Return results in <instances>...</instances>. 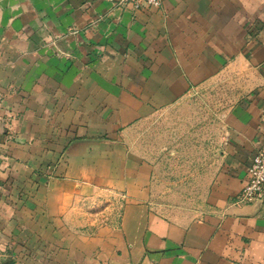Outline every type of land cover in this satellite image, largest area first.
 I'll use <instances>...</instances> for the list:
<instances>
[{"label":"crops","instance_id":"crops-1","mask_svg":"<svg viewBox=\"0 0 264 264\" xmlns=\"http://www.w3.org/2000/svg\"><path fill=\"white\" fill-rule=\"evenodd\" d=\"M160 1L0 0V264H264V0Z\"/></svg>","mask_w":264,"mask_h":264},{"label":"built area","instance_id":"built-area-1","mask_svg":"<svg viewBox=\"0 0 264 264\" xmlns=\"http://www.w3.org/2000/svg\"><path fill=\"white\" fill-rule=\"evenodd\" d=\"M135 9L142 7L159 8L160 0H121ZM264 199V151H259L248 169V179L240 193V204H253Z\"/></svg>","mask_w":264,"mask_h":264},{"label":"rangeland","instance_id":"rangeland-1","mask_svg":"<svg viewBox=\"0 0 264 264\" xmlns=\"http://www.w3.org/2000/svg\"><path fill=\"white\" fill-rule=\"evenodd\" d=\"M140 134H141V137L139 139V141L136 143V146L141 149L142 151L145 152L146 156L148 157V159L150 160V162H152L156 168V120L153 122H150L148 125L144 126L141 128V131H140ZM166 145H168L166 143ZM168 151L167 152H163L162 154H165L167 155ZM174 161H178V162H183L184 159H171ZM165 161H166V164L168 165V162H169V158H165ZM211 163H213V161H211ZM165 180L166 182H170V179L171 178V182H175L178 180V177H176L175 175H170V174H167L165 176ZM175 188V186H173ZM169 190H170V187L166 186V189L163 190L162 192H166L167 195L169 194ZM175 190H172L171 193H174ZM176 191L178 193H185L184 190H179V189H176ZM154 196L156 198V189L154 190ZM168 201V200H167Z\"/></svg>","mask_w":264,"mask_h":264}]
</instances>
